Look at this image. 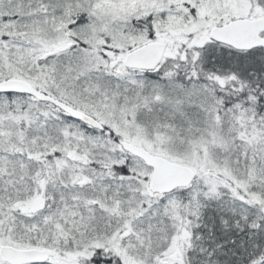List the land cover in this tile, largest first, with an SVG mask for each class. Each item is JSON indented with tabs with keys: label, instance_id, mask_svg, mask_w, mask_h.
Instances as JSON below:
<instances>
[{
	"label": "snow or ice",
	"instance_id": "1",
	"mask_svg": "<svg viewBox=\"0 0 264 264\" xmlns=\"http://www.w3.org/2000/svg\"><path fill=\"white\" fill-rule=\"evenodd\" d=\"M0 264H264V0H0Z\"/></svg>",
	"mask_w": 264,
	"mask_h": 264
}]
</instances>
